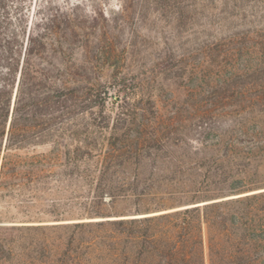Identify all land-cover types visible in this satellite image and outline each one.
<instances>
[{
	"label": "trees",
	"instance_id": "trees-1",
	"mask_svg": "<svg viewBox=\"0 0 264 264\" xmlns=\"http://www.w3.org/2000/svg\"><path fill=\"white\" fill-rule=\"evenodd\" d=\"M151 1L171 0L96 10L86 46L119 68V29ZM32 2L0 0V264H264V34L256 66L218 68L213 84L197 85L198 65L170 54L168 84L188 85L165 115L155 77L79 73L98 66L76 61V4ZM188 162L208 167L223 195L145 215L116 209L185 202L170 189ZM76 188L87 200L78 216L106 219L66 222L76 209L60 200H76Z\"/></svg>",
	"mask_w": 264,
	"mask_h": 264
},
{
	"label": "rangeland",
	"instance_id": "rangeland-1",
	"mask_svg": "<svg viewBox=\"0 0 264 264\" xmlns=\"http://www.w3.org/2000/svg\"><path fill=\"white\" fill-rule=\"evenodd\" d=\"M46 1L65 9L73 3L76 4V24L82 31L80 37L76 38V61L87 65L85 61L93 60L98 66L97 69L89 71L85 67L80 68L78 70L80 74H87L93 79L91 81H106L111 75L122 72L133 77L136 83L141 79L146 81L148 78L155 77L151 85H156L155 94H164L165 98H159L158 103L161 106L166 104L163 110L165 115H169V110L173 106L170 100L173 95H178L181 100L187 97L184 89L188 85L187 79L180 81V85L177 86L168 84L172 65L168 59L170 54L187 57L189 61L198 65L200 73L195 82L197 85L202 82L213 84L219 79L216 74L218 68L227 67L228 71L241 72L243 69L256 66L258 55L254 44L258 36L264 34V0H171L158 4L152 1L136 2L131 16L120 27L119 35L114 43L115 49L124 59L119 68L111 67L103 63V60H99L97 49L87 47L86 43L92 31L95 11L104 9L110 13L113 9L117 10L120 7L119 0H43L44 3H47ZM240 50L242 57L239 60L235 59L236 56L233 58V55H230L227 62H231V65L223 61L224 51L237 54ZM219 53L221 55L218 57ZM205 95L209 94L201 96L205 97ZM193 159V163L196 161L207 165L214 160L212 157L208 160H201L200 157L197 159L193 157ZM207 168L197 169L188 162L183 173L175 179L177 181L170 189L171 194L185 202L160 207L158 199L160 196H150L151 199L147 203L119 202L116 209L126 211L123 214L145 215V212L157 213V210L183 208L185 204L193 205L192 201H208L210 199L207 195L222 196L219 188L223 185L211 184L212 178L208 176ZM225 191H228L224 194L226 196L247 193L235 190ZM164 194L169 195V192ZM61 199L60 206L64 209L71 207L76 209V216L70 217V220L66 222L106 219L78 216L81 209L84 211L83 207L87 200L84 198V193L77 188L76 200L70 201L64 196ZM138 209H141L140 212L137 211Z\"/></svg>",
	"mask_w": 264,
	"mask_h": 264
}]
</instances>
